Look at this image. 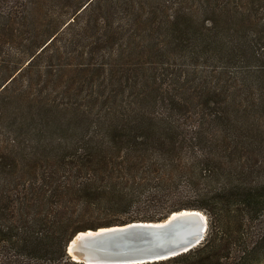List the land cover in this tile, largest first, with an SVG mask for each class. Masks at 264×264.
Returning a JSON list of instances; mask_svg holds the SVG:
<instances>
[{"label": "trees", "instance_id": "16d2710c", "mask_svg": "<svg viewBox=\"0 0 264 264\" xmlns=\"http://www.w3.org/2000/svg\"><path fill=\"white\" fill-rule=\"evenodd\" d=\"M2 122L0 264L183 208L205 238L137 264H264V0H0Z\"/></svg>", "mask_w": 264, "mask_h": 264}, {"label": "water", "instance_id": "95a60500", "mask_svg": "<svg viewBox=\"0 0 264 264\" xmlns=\"http://www.w3.org/2000/svg\"><path fill=\"white\" fill-rule=\"evenodd\" d=\"M206 214L183 208L163 220H139L77 231L66 252L87 264H137L166 259L197 246L207 232Z\"/></svg>", "mask_w": 264, "mask_h": 264}, {"label": "rangeland", "instance_id": "374dc122", "mask_svg": "<svg viewBox=\"0 0 264 264\" xmlns=\"http://www.w3.org/2000/svg\"><path fill=\"white\" fill-rule=\"evenodd\" d=\"M0 125H1L0 127L2 128V130H4V131L7 130L6 129V123L2 122ZM207 220H208V218H207Z\"/></svg>", "mask_w": 264, "mask_h": 264}]
</instances>
